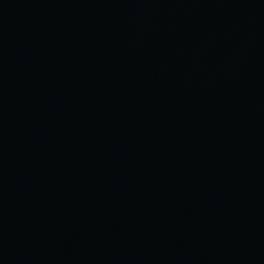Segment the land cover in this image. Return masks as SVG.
Segmentation results:
<instances>
[{
  "label": "water",
  "instance_id": "95a60500",
  "mask_svg": "<svg viewBox=\"0 0 264 264\" xmlns=\"http://www.w3.org/2000/svg\"><path fill=\"white\" fill-rule=\"evenodd\" d=\"M0 264H264V0H0Z\"/></svg>",
  "mask_w": 264,
  "mask_h": 264
}]
</instances>
